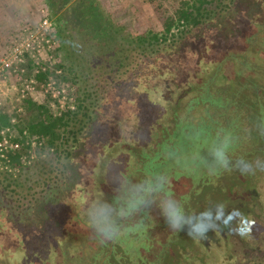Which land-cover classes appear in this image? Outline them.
Listing matches in <instances>:
<instances>
[{
	"label": "rangeland",
	"instance_id": "obj_1",
	"mask_svg": "<svg viewBox=\"0 0 264 264\" xmlns=\"http://www.w3.org/2000/svg\"><path fill=\"white\" fill-rule=\"evenodd\" d=\"M96 2L109 24L114 27L113 30H117L118 38L114 36L112 40L116 39L117 42L109 45V51L108 48L106 50L104 48L103 53H99L97 47L100 45L96 41L97 44L95 43L92 49L94 53H89V49L87 53L85 51L87 45L84 46V42L88 41V38L73 30H63L62 26H57L59 23L55 20L56 17L50 18L56 30L57 28L63 30L62 40L56 38L59 47L57 61L68 69L70 67L74 69L71 82H68L70 88L67 100L63 104L55 100L50 102L54 108L70 106L80 109L78 120L73 126L79 133H86L87 129L89 130V122L95 119L98 120L95 127H100L102 118H108L112 112L118 124L117 122L121 120L123 123L124 119L129 117L128 114H135L136 109L145 108L138 119L139 122H135V129L126 130L125 126L128 127L133 122L130 119L121 125L118 132L122 131L123 134L120 135L121 140L117 142L123 143L115 150L108 149L112 144L108 141L104 142L105 148L102 150L106 151L104 158L98 150L91 152L93 156H96L95 153L98 154L95 159L97 165L102 160L103 162L107 160L106 169L109 170L108 176H111V181L109 177L106 179L108 187L111 185L117 191L119 186L115 182L114 171L121 169L123 162L133 161V167H136L135 162L140 160L141 148H147L150 144L154 147L157 142L167 139L176 131L179 117L184 114L195 126H198L199 122L210 126L208 121L213 118L224 122L225 117L229 115L235 129L240 128L241 118L242 127L248 131L258 120L264 121V27L255 28L257 29L255 33L254 30L250 32L256 39L254 44L246 48L245 54L240 52L239 62L244 63L246 67L239 71L240 77L237 79L228 75L225 68L216 73L217 59L201 62L203 68L199 70L194 66L196 60L190 64L185 54H177L175 37L171 34L166 37L163 34L162 19L173 13L180 0H96ZM223 2L226 5L230 0ZM45 13L51 17L45 0H0V58L19 32L28 24L38 23ZM91 27L94 30L89 31L90 34H95L102 40L104 31L98 28L101 25ZM108 31L111 32L109 28ZM149 31L158 33L161 37L160 42L152 47L148 45V41H142V38L149 35ZM173 32L177 34L178 30L174 29ZM80 44L85 50H80ZM157 49L159 53L155 54L154 51ZM113 53L121 54L122 57L128 55L129 63L126 65L123 63V66L119 67V62H112L113 65L104 62L107 65L101 67V64H104L101 60L111 59L109 56ZM155 64H158L156 68ZM189 67L195 72H190L187 69ZM16 79L17 77L11 73L0 78V115L10 124L15 123L13 118L15 112L21 114L24 111L21 105L22 96L18 95L21 86ZM205 91L208 94H219L225 104L224 108L217 106L206 108L205 104L200 102ZM29 94L40 102L47 100V95L40 87ZM195 99L198 102L188 109L190 102ZM8 127L11 128L8 135L11 134V138L15 137L17 135L15 128L10 125ZM95 133L98 134L97 128ZM239 136L240 138L242 136L241 142L229 153L232 159L240 156L247 160L264 159V136L258 135L254 130L247 134L236 131L235 137ZM70 141L72 143V138ZM128 149L131 150L127 151ZM124 150L133 154L136 159L130 157L131 160L125 153L121 154ZM107 155L109 156L106 159ZM23 159L24 167L16 170H9L0 160V191L4 195L7 209L20 218H23L25 213L33 212L36 203L43 200L45 194L52 192L51 188H55L53 193L59 188L68 189L71 182L69 178L76 175V168L80 165L78 159L83 160V157H79L73 163V174L63 171L65 160L55 158L46 161L45 155L38 149L30 158L24 156ZM90 165L94 167V164ZM133 167L129 170L130 179L142 178L143 175L134 171ZM189 176L169 179L165 176L157 177H163L167 181V186L178 196L189 197V208L196 212L204 210L210 201L223 203L229 210L239 209L250 221L247 234L241 235L222 228L214 232L209 231L207 239H193L186 231L171 232L159 210L153 206L148 212L154 223L146 228L147 238L143 242L147 247L139 249L142 259L137 258L136 263L154 264V261L158 260L157 264H229L234 262L230 258H236L240 252L264 249V172L257 171L256 174L247 176L241 175L238 171L213 173L212 168L207 166L199 178ZM81 237L83 238L82 232L61 239L62 244L66 241L69 244L65 247L67 251L65 257H60L55 252L35 260L32 258V253L35 252L33 251L26 255L27 260L11 259L8 255L1 256L0 264H84L83 258L89 257L100 243L93 237L89 239L84 237L81 242ZM11 249H14L11 252L15 256L27 253L15 247ZM117 252L121 255L120 258L118 261L110 260V264H132L124 251L117 249ZM231 253H237V256Z\"/></svg>",
	"mask_w": 264,
	"mask_h": 264
},
{
	"label": "trees",
	"instance_id": "obj_2",
	"mask_svg": "<svg viewBox=\"0 0 264 264\" xmlns=\"http://www.w3.org/2000/svg\"><path fill=\"white\" fill-rule=\"evenodd\" d=\"M45 1L51 12L50 18L56 17L55 20L59 23L57 26H62L63 30H73L81 36L88 38V41L84 42V46L87 45L86 50L80 44L81 51L85 50L88 53L87 49H89V53H94L92 49L95 47L97 41L98 45H100L97 49L99 53H103L104 48L105 50L108 48L109 51L112 43L117 42L116 39L112 41L114 36L117 37V30H113L114 27L109 24L96 0ZM99 24L101 27L98 28L104 31L103 35L105 38L102 37V40L89 32L94 30L91 29V26ZM162 24L164 29L163 34L166 37L168 34L175 37L177 54H185L190 64H193L196 60L197 63L194 66L202 70L203 66H201V62L217 59L216 73L220 69L225 68L228 75L238 79L240 77L239 71L246 67L244 63L239 62L240 52H244L245 54L247 52L246 48L254 44L256 39L253 36L254 34L250 32L254 30L255 33L257 31L255 28L264 27V0H230V3L226 5H224L223 0H180V4L174 9L173 13L162 19ZM108 28L111 32L108 31ZM62 29L61 31L58 28L57 30L55 29L57 31L56 37L61 38V40L63 35ZM174 29L178 30L177 34L173 32ZM148 33L149 35L142 38V41H148V45L151 47L160 42L161 37L158 33L153 31H149ZM248 34H252V36H248ZM159 50L154 51L155 54L159 53ZM53 55L57 57L58 49L53 51ZM109 57L111 59L106 58L105 60H101V62H108L110 65H113L112 62H119V67H122L123 63L125 65L129 63L128 55L122 57L121 54L113 53ZM95 60L100 61L99 59ZM43 64L41 62L40 65H37L33 59L26 56L23 63L17 64V68L24 69L22 74L24 79H33L36 82V89L38 87L41 88V84L46 83L50 78L56 79L59 84L65 85L67 89L70 88L68 82H71V77L74 75L72 67L68 69L63 63L57 62L52 67L47 64L44 66L46 70H42ZM106 65L105 63L101 64V67H105ZM157 66L158 64H155L154 68ZM57 69L61 70L59 74L56 73ZM187 69L190 72H195L190 67ZM115 71L117 70L115 69ZM10 73L14 75L13 72ZM19 86H22V83ZM41 90L43 91V89ZM18 95L22 96L21 105L24 111L21 114L20 112H15L13 115L15 123H6L0 115V142L3 140L2 129L10 125L17 131V135L10 138L11 144H19L18 148L9 147L4 151L7 155V161H2L3 164L9 170L23 168L25 164L23 157L27 156V158H30L36 153V149H38L42 155H45L46 161H50V159L54 160L55 158L56 160H65L63 171L73 174V163L79 157H83V160L78 159L80 165L76 168V175L70 176L69 180L71 182L68 189L59 188L56 189V193H53L55 188H51L52 192H49L48 195L45 194L43 200L36 203L34 211L23 214V218L17 217L7 209L5 199L3 198L4 195L0 191V257L8 255L11 259L27 260L26 255L33 251L35 252L32 253V258L35 260H38V257H46L47 254L55 252L60 257H65L67 253L65 247L69 244L67 241L65 244H62L61 239L82 232L83 238L89 239L93 237L96 240L85 220V206L90 204L91 201L93 202V200L111 201L118 191L113 189L115 187L112 188L111 185L109 187L106 185V179L109 177V170L106 169L107 160L105 162L102 160L97 165L95 159L98 154L95 153L96 156H93L91 152L98 150L104 158L106 151L102 152V150L105 148L104 142L108 141L112 142V144L110 148H107L110 150L114 148L115 150L118 145L123 143V141L121 143L117 142L121 140L120 135L122 136L123 134L122 131L118 132L119 128L122 127L121 125L124 122L126 124L130 119L133 122L128 127L125 126V128L126 130L135 129V122H139L138 119L145 108L143 110L136 109L135 114H128L129 117L125 118L123 123L122 120L117 122L118 124H116V118L112 112V115L107 116L109 119L106 117L102 118L100 127H95L98 122L95 119L89 122V130L87 129L86 133H79L73 127L75 126V121L78 120L80 112L78 107H76L77 109L70 106L62 109L54 108L50 102V100H53L50 94H46L47 100L44 102L35 100L28 92L19 91ZM197 102L198 100L196 99L191 101L188 109ZM200 102L204 103L206 108H213L217 104L224 103L221 101L219 94H208L206 91L203 93ZM158 106L161 107L160 105ZM188 120L190 119L186 114L180 116L176 132L170 134L164 141L157 142L154 147L150 144L147 148H141L142 150L139 152L140 160L135 162L136 167H133V161L131 163L123 162V164L121 162V169L113 173L114 179L116 180L119 176L130 178L129 170H131V167H133L134 171H138V173L143 175V177L149 175L159 176L158 171L156 172L152 168L153 162L157 159H162L163 162L161 164H166L173 159L169 149L178 147L176 142L178 141L180 131H188L190 128V121ZM239 122L240 128H236V131L247 134L249 131L242 127L241 118ZM96 128L98 134L95 133ZM8 134L6 135L9 136ZM235 136L236 133L233 134V137ZM70 138H72V143H70ZM238 138L239 142H241L242 136ZM33 141L36 143L35 146L33 145ZM239 142L235 145L236 147ZM130 150L128 149L127 151ZM122 152L127 155V158L129 156V159L135 158L133 154L131 155L125 150L121 151V154ZM108 156H106V159ZM205 162L207 163L206 166L212 168L211 158L205 159ZM89 164H94V167L92 165L89 166ZM177 166H180V164ZM183 170L181 172L178 168V171L175 170V172H184L186 175L193 176L191 169ZM199 176L201 175L197 173V176L194 177L197 179ZM60 207L62 208L60 209ZM152 223H154V220L150 217L147 210L144 218L134 230L131 229V226L126 227L121 237L116 241L104 245L99 244L89 257L83 258L85 260L84 264H110V260L118 261L117 259L121 255L117 252V249L124 251L132 264H138L136 260L140 257L139 249L147 247L143 244L147 238L146 228L152 226ZM131 231L134 234H130ZM83 238H80L81 242H83ZM61 246L62 248H60ZM11 247L19 250L22 249V251H26L27 253L15 256L11 252V250H14ZM231 254L235 257L237 256V253ZM141 257L140 259H142ZM103 258L104 260H102ZM230 259L231 261L233 259L234 262L232 261L233 263L229 264H264V249H253L247 253L240 252L239 256L236 258L231 257ZM157 262L158 260L154 261V264H157Z\"/></svg>",
	"mask_w": 264,
	"mask_h": 264
},
{
	"label": "clouds",
	"instance_id": "obj_3",
	"mask_svg": "<svg viewBox=\"0 0 264 264\" xmlns=\"http://www.w3.org/2000/svg\"><path fill=\"white\" fill-rule=\"evenodd\" d=\"M264 136V121L255 122L249 128ZM239 138L221 135L208 151L212 162V172L238 171L241 175H254L264 172V159L247 160L243 156L232 159L230 151ZM117 194L111 201L96 200L85 206L87 226L101 244L116 241L126 227L134 230L153 206L159 210L168 229L173 233L186 231L193 239H207L209 231L227 228L231 232L245 235L250 221L239 209L229 210L223 203L209 202L199 212L189 208V197L178 196L163 177L149 175L141 179L119 176ZM130 234H134L132 231Z\"/></svg>",
	"mask_w": 264,
	"mask_h": 264
},
{
	"label": "built area",
	"instance_id": "obj_4",
	"mask_svg": "<svg viewBox=\"0 0 264 264\" xmlns=\"http://www.w3.org/2000/svg\"><path fill=\"white\" fill-rule=\"evenodd\" d=\"M56 38L53 22L47 13L42 16L38 23L26 25L14 38L11 45L6 50V53L0 58V78L6 77L7 73L13 72L14 76L17 77V83H22L21 92H34L36 89V82L33 79H24L22 76L24 69L17 68V64L23 63L26 56H29L37 65H40L41 62L44 63L42 70H46L44 66L47 64L51 67L52 65H56L58 62L57 57L53 55V51L57 49ZM60 72L61 70L57 69L56 73L59 74ZM41 89H43L44 94H50L52 99L58 103L63 104V102L67 100V87L59 84L54 78H50L46 83L41 84ZM10 130V127H6L1 131L3 135V140L0 142L1 161H7V155L4 151L9 148V146L10 148L19 147L18 143L11 144V134L9 136L6 135ZM33 144H35L34 141Z\"/></svg>",
	"mask_w": 264,
	"mask_h": 264
},
{
	"label": "flooded vegetation",
	"instance_id": "obj_5",
	"mask_svg": "<svg viewBox=\"0 0 264 264\" xmlns=\"http://www.w3.org/2000/svg\"><path fill=\"white\" fill-rule=\"evenodd\" d=\"M224 105V103L217 104V107L224 108ZM208 122L210 126L203 124V122H199L198 126H195L190 122L188 131H180L178 141L176 142L178 147L169 149L173 159L166 164H161L163 162L162 159H157L153 162V170L158 171L159 176H165L168 179L176 176L187 177L184 172H175V170L178 171V168L181 172L184 171L183 169H191L193 176H197V173L201 175L203 170L207 168L205 159L210 158L208 149L217 141L218 135L233 136L236 133L229 115L225 117L224 122H221L217 118H213ZM179 164L180 166H177V168L176 165Z\"/></svg>",
	"mask_w": 264,
	"mask_h": 264
}]
</instances>
